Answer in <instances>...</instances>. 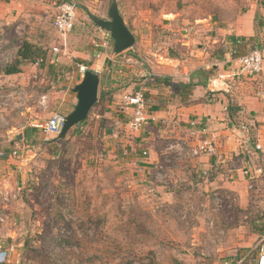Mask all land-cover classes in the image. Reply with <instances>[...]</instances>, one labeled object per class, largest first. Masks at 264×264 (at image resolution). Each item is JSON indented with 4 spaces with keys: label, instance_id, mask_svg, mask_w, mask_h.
<instances>
[{
    "label": "rangeland",
    "instance_id": "obj_1",
    "mask_svg": "<svg viewBox=\"0 0 264 264\" xmlns=\"http://www.w3.org/2000/svg\"><path fill=\"white\" fill-rule=\"evenodd\" d=\"M69 1L76 6L77 23L84 18V25H79L75 31L82 42L78 46L91 49L93 60L105 54L112 57L113 42L107 50L98 47L102 41L94 35L98 28L86 15L87 8L91 9L93 17L99 18L101 7L116 1L128 16L130 25V16L136 13L137 5L152 7L154 13L151 11L150 17H156V24L152 25L155 35L152 47L162 48L169 42V34L158 22H163L161 15L173 10L175 4H188L187 15L195 16L197 12L210 11L211 4H248L249 0ZM9 2L0 0V67L20 60L17 54L23 43L31 46V52L37 50L40 58L52 47L60 46L63 37L52 27L54 13L39 15L36 4ZM146 16L148 13L139 14L140 18ZM143 44L144 52L140 51V55L130 50L127 55L113 56L109 65L111 73H98L101 77L98 106L61 140L52 141L49 134L30 125L35 123L33 120L42 123L47 113H57L38 105L42 96H50L54 86L61 83L56 73L48 79L37 70L31 73L34 81L31 89L23 84L20 74L0 73V216L3 219L0 249L12 250L8 263L4 264H211L218 262L217 254L223 256L219 257L223 260L246 250L238 247L233 251L231 242H247V237L262 231L261 221L257 220L258 227L251 225L248 229L250 216L244 219L227 211L213 217L217 221V225L213 224L214 230L209 229L211 219L205 218L204 228L196 230L193 226L199 222L195 216L205 212L206 207L188 198L194 197L191 191L180 193L183 189H177L180 194L165 204L158 199L151 202L148 197H140L147 190L138 186L128 172L121 173L106 164L109 141L99 126L106 123L95 117L101 106L100 91L111 83L125 90L141 80L142 74L151 72L149 66L153 57L148 43ZM19 62V68L31 67L34 60L31 57ZM59 73L62 74L61 70ZM31 133L30 140L24 138ZM17 135H23V140L11 143ZM13 151L16 155H12ZM167 152L162 153L163 157ZM262 189L260 194L264 196ZM3 196L8 197L9 202L1 199ZM243 226L246 229H239ZM63 239L67 246L57 245ZM256 241H252L248 250L257 246ZM217 246H221L219 253L215 251Z\"/></svg>",
    "mask_w": 264,
    "mask_h": 264
},
{
    "label": "crops",
    "instance_id": "obj_2",
    "mask_svg": "<svg viewBox=\"0 0 264 264\" xmlns=\"http://www.w3.org/2000/svg\"><path fill=\"white\" fill-rule=\"evenodd\" d=\"M62 2L64 0H10L9 4H36L37 13L43 15L54 13L56 6ZM117 5L124 24L134 37L133 47L120 56L127 55L125 53L130 50L140 55V51L144 52L145 48L143 42H147L149 54L153 58L149 66L151 72L146 70L141 80L135 82L136 85L133 83L124 90L111 83V86L100 91L101 106L95 117L106 123L102 127L99 124L109 141L106 146L109 161L106 164L114 166L121 173L128 172L136 179L138 186L147 190L140 197H148L151 202L158 199L165 204L176 198V194L191 191L194 197L188 198L206 207L205 212L195 216L199 222V227L196 222L193 226L196 230L204 228V218L211 219L217 225L213 217L219 214L212 207L213 193L234 201L233 207L227 211L229 215H242L244 219L250 216L248 229H251V225L258 227L257 220L264 224V196L260 194L264 188V59L258 76L244 74L239 64V58L252 48L264 49V0H249L248 4L227 6L211 4L210 11L197 12L195 16L187 15L188 4H175L178 8L174 6L173 10L161 15L163 22H158L169 34V42L162 48L156 45L152 47L155 39L152 25L156 24L155 15L150 17L152 7L137 5L136 13L130 16L129 25L128 16ZM109 6L101 7L100 19H107ZM87 9L92 15L91 9ZM140 13H148V16L140 18ZM81 21H76L74 32L61 40L59 48L64 47V50L56 64L43 63L42 68L41 65L19 68L17 74H20L27 89L34 85L30 75L36 70L45 77L47 75L46 79L52 78L55 72L57 81H61L54 86L50 96L47 95L45 110L49 108L59 113L70 112L74 108L76 94L73 88L81 81L77 65H83L96 74L100 71L103 75L111 73L109 65L113 56L108 58L101 55L92 60L91 49L78 46L82 42L75 31L79 25H84V18ZM231 50H236L234 56L229 55ZM66 75L71 76L69 82L63 78ZM140 86L145 93L146 112L153 121L149 120L137 132H130L126 123L132 109L122 105L121 97L136 91ZM26 110H30L28 105ZM65 112L62 113L66 115ZM48 115H44L43 122L50 118L51 115ZM115 123L120 124L119 134H116ZM191 123L196 126L192 127ZM31 135L24 138L30 140L29 136L33 137ZM14 139L17 141L12 140L14 142L11 143L20 142L23 135H17ZM49 139L53 141L57 136L50 134ZM204 140L213 143L211 154L186 156L159 173L157 165L167 148L178 149L176 145L182 142L195 147ZM204 173L208 174V178L204 179ZM249 184L253 190L249 189ZM181 188L183 190L177 193L176 190ZM241 228L246 229L244 226ZM247 240H235L230 247L232 250L238 247L246 249L240 250L235 257L250 253L247 264H255L257 246L253 250H248V247L253 240H257L258 245L264 240V234L258 232L247 237ZM220 248L215 247V251L219 253ZM217 255L218 262L212 261L211 264L222 262L219 257L223 256Z\"/></svg>",
    "mask_w": 264,
    "mask_h": 264
},
{
    "label": "built area",
    "instance_id": "obj_3",
    "mask_svg": "<svg viewBox=\"0 0 264 264\" xmlns=\"http://www.w3.org/2000/svg\"><path fill=\"white\" fill-rule=\"evenodd\" d=\"M77 21V9L74 3L72 2H62L56 6L54 11V16L52 20V27L57 32V34L63 37V40L72 33ZM95 37L100 39L102 43L98 45V47H102L104 50H107L112 45V40L110 34L105 31H101L100 29H96ZM64 50V49H63ZM59 47H52L49 50V53L42 58H38L33 62L35 67L40 66L43 63L46 64H56L58 62V56L62 54L63 51ZM236 50L229 51L230 56H234ZM113 54V53H112ZM58 55V56H57ZM108 58L109 55L105 54ZM115 56V55H113ZM264 59V49L261 47H254L252 48L249 53L239 58V64L241 66V71L248 75V76H258L262 71V64ZM78 73L80 74L81 78L83 74L87 71V68L83 65H77ZM64 80L69 82L71 80L70 75L63 76ZM144 89L140 86L136 91L123 94L121 97V103L125 108H131L132 114L126 126L130 132H137L142 129L150 119L147 112H146V100L144 95ZM46 96H42L38 101V105L41 107H45L46 103ZM66 115L61 113H54L48 118L46 122L43 123H33L31 127L33 129H37L41 131L43 134H51L58 136L61 132V129L64 124ZM115 130L116 134H119L120 131V124L115 123ZM192 127H195V123H191ZM178 149L167 148V154L163 157L162 161L159 162L157 165L158 170H164L172 166V164L186 156L197 157L200 155L211 154L214 150L213 143L209 140H204L200 142L195 147L189 146L187 143L182 142L176 145ZM259 149V146H256ZM174 153V157L172 156ZM146 153H143L145 155ZM12 155H16V152L13 151ZM248 174V173H247ZM204 179L208 178V174L204 173L202 175ZM249 189L253 190V186L249 184ZM16 193L12 196L14 200L16 198ZM5 202H9V198L3 196ZM233 200H230L229 197L221 195L219 193L212 194V207L215 213H221L222 211H230L233 207ZM3 219L0 216V222ZM210 229H213V223H210ZM255 264H264V240L258 243L257 247L255 248ZM12 255V250H1L0 249V264L8 263V259ZM250 259V253H246L243 255L238 256L237 258H228L221 260L220 264H247Z\"/></svg>",
    "mask_w": 264,
    "mask_h": 264
},
{
    "label": "water",
    "instance_id": "obj_4",
    "mask_svg": "<svg viewBox=\"0 0 264 264\" xmlns=\"http://www.w3.org/2000/svg\"><path fill=\"white\" fill-rule=\"evenodd\" d=\"M92 21L98 29L110 34L113 42V55L118 56L133 47L134 37L124 24L116 1L111 2L107 19L94 17ZM99 82L98 74L87 70L83 74L81 81L74 86L73 92L76 94V104L73 110L66 115L61 132L57 136L58 140L65 138L73 127L86 120L89 112L98 102Z\"/></svg>",
    "mask_w": 264,
    "mask_h": 264
},
{
    "label": "trees",
    "instance_id": "obj_5",
    "mask_svg": "<svg viewBox=\"0 0 264 264\" xmlns=\"http://www.w3.org/2000/svg\"><path fill=\"white\" fill-rule=\"evenodd\" d=\"M86 14L89 18H91V19L94 18L88 11H86ZM31 50H32L31 46H29L27 43H23L20 50L18 51L17 58L20 60H29L32 57L34 61L36 59L40 58V55H38V53H36L37 50L33 51V52H31ZM41 56H43V55H41ZM19 61H17V62L15 61L11 65L6 64L4 66H1L0 67V73H2V75H6V76L19 73V65H20ZM259 232L261 234H264V224H262V231H259ZM66 236H67V234H66ZM55 243H56V241H55ZM57 245L64 247L66 245L65 239L58 241Z\"/></svg>",
    "mask_w": 264,
    "mask_h": 264
}]
</instances>
